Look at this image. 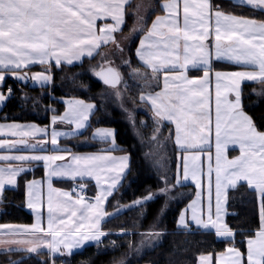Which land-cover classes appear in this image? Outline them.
<instances>
[{
  "label": "snow or ice",
  "instance_id": "obj_1",
  "mask_svg": "<svg viewBox=\"0 0 264 264\" xmlns=\"http://www.w3.org/2000/svg\"><path fill=\"white\" fill-rule=\"evenodd\" d=\"M128 3L129 0H0V107L15 95L13 86L7 84L9 77L21 83L32 80L41 87L51 88L54 86L53 66L74 65L82 62V58H94L97 54L101 55V61L91 68L94 76L106 85L117 86L123 81L120 67L106 59L107 53L101 54L100 48L112 44L115 51L123 53L127 47L131 53L135 34L142 32L135 46V56L151 71L142 73L133 68L131 75L143 79L149 89L163 75V88L142 91L139 95L152 110L156 125L152 139L159 142L164 123H174L175 143L182 152L176 170L159 177L163 187L135 197L127 205H121V209L148 204L190 179L195 181L196 198L180 209L177 225L192 230L194 222L197 227L214 229L218 237L231 241L225 251L218 253L219 264H264V131L257 127L243 103L244 83L257 80L264 83V16L257 15L264 13V0H233L232 11L225 10L223 0H165L164 14L156 15L150 26L146 18L138 14L144 7L138 4L137 19L145 22L138 28L134 25L131 37L121 38L118 33L126 26ZM237 5L239 12L235 10ZM244 8L254 11L245 15ZM98 18L112 22L98 23ZM122 39L128 41L127 45ZM213 49L216 57L235 62L238 68L214 72L215 162L209 152L205 209L201 199L204 170L201 153L195 149L209 146L212 130L209 85ZM36 63L44 65V69L25 71ZM130 64L131 56L121 60L122 67ZM190 70H202L203 74L190 76ZM123 82L126 85V81ZM229 93L234 94L233 98H228ZM48 95L59 99L51 91ZM116 95L120 96L121 92L118 90ZM22 99L39 103V98L27 94ZM62 102L66 105L62 113L49 106L54 113L50 125L9 120L8 114L0 117V134L13 137L0 139V146H6L0 149V203L5 199L7 188L19 186L28 170L37 166L45 170L40 180H23L27 206L35 212L34 222L0 224V252L27 254L9 258V264H22L41 251L49 252L55 264V257L70 255L86 241L100 243L102 238L113 234L102 227V222L119 212L109 213L105 206L131 171V154L114 155L121 146L117 143L118 130L112 127H97L93 131V139L98 138L107 145L102 151L76 153L60 145L61 136L77 135L90 125V117L98 107L94 101L79 97H65ZM129 119L135 125L134 113L130 110ZM58 121L74 128L59 129ZM38 136L43 139H36ZM229 144L239 145V155L229 157ZM54 178L71 181L72 189L55 187ZM92 178L98 190L94 196H89L88 185L80 181ZM245 184L258 196L260 224L254 230L248 229L254 234L244 238L247 247L242 251L236 247V235L243 230L232 228L225 216L229 192ZM169 199L176 198L169 195ZM167 206L166 200L160 209L161 215ZM165 231L153 226L142 232L144 239L140 246L152 244ZM119 234L128 235L129 230L121 228ZM212 256L211 252L201 253L200 264H212ZM42 264H48V260H43ZM114 264H124V261L115 260Z\"/></svg>",
  "mask_w": 264,
  "mask_h": 264
},
{
  "label": "trees",
  "instance_id": "obj_2",
  "mask_svg": "<svg viewBox=\"0 0 264 264\" xmlns=\"http://www.w3.org/2000/svg\"><path fill=\"white\" fill-rule=\"evenodd\" d=\"M216 2H220V0H216ZM223 5L227 11L234 10L233 3L228 0H223ZM235 10L239 12L240 6L237 5ZM253 11L251 8H244L243 14L249 15ZM127 13L126 26L123 28V32L130 30L133 21L132 15ZM257 15L264 16V13ZM135 44L132 45L131 53L127 49V59L131 56V64L128 67H122L121 72H131L133 68L140 69L142 73L148 72L135 60L133 53ZM98 60L99 54L95 55L94 58H84L82 62L74 65L53 66L54 86L51 88L31 86L29 83L23 84L7 79V84L12 85L15 89V95L0 110V117L8 114L9 120L35 121L40 125H47L50 115L54 114L49 110V106H54L60 113L64 110L63 102L60 99L79 97L85 101H94L98 107L90 117V125L76 138H88L90 131L97 126L112 127L117 129L119 133L117 136V143L121 146L119 151L131 154V171L127 172L123 186L109 198L106 206V211L109 213L119 212L118 215H113L103 221L102 224L105 230H110L113 234L102 238L100 243L87 245L69 256L55 257V264H114L115 260L121 259H123L124 264H197L198 256L201 253L216 254L224 250L231 241L218 238L213 231L177 228V214L181 206L186 203L187 197H184L183 202L171 204L163 215L157 211L162 207L161 196H157L153 201L139 207L121 209V205H127L135 197L146 194L148 191L155 192L157 188H160L161 181L156 168L149 165L148 157H152L151 153L148 151V153H143L146 142H149L148 138L143 140V131L146 133L148 129L145 125L142 126L140 128L142 137H137L128 121L123 117L118 105L116 107L113 102L104 101L103 94L110 87L102 84L91 71L92 66ZM213 66L217 69L236 68V66L225 62H215ZM43 67L45 66L33 68L44 69ZM190 73L196 75L200 71H191ZM259 85L258 83L243 84V103L245 111L253 117L257 127L264 131V93L257 94L253 91ZM157 87L158 85H155L152 89H157ZM145 88L146 86L142 81L129 77L123 90L130 103L140 106L142 103L139 100V94ZM50 91L59 99H51L48 95ZM24 94L32 98H39V103L33 104L31 99L23 100ZM136 118L138 122L144 120L147 123L146 126L152 127L150 123H153V119L150 111L148 113L137 110ZM170 131L172 136L171 126L165 122L161 127L160 134L163 137ZM62 142L69 144L70 140L65 139ZM105 145L104 142L94 141L91 148ZM171 148L173 151V144ZM143 154L147 163L144 162ZM145 164H147V168L144 167ZM42 174V169L37 168L32 173L23 174L19 186L7 188L5 199L0 203V224H27L32 222L31 210L25 205L23 180L40 177ZM227 209L226 221L232 228L243 230L236 235V247L245 251L246 240L244 238L254 233L248 229L254 230L260 224L259 202L256 193L251 191L247 185L231 190ZM153 226L166 229L161 235L160 242L152 243L147 248L143 247L142 254H137L138 245L144 239L141 233ZM121 228L129 230V234H119ZM112 241H115V244ZM143 246L145 245L143 244ZM24 255L27 254L20 252L0 253V264H9V258L17 259ZM51 259L47 253L40 252L23 260L22 264H42L43 260H48V264H51Z\"/></svg>",
  "mask_w": 264,
  "mask_h": 264
},
{
  "label": "crops",
  "instance_id": "obj_3",
  "mask_svg": "<svg viewBox=\"0 0 264 264\" xmlns=\"http://www.w3.org/2000/svg\"><path fill=\"white\" fill-rule=\"evenodd\" d=\"M228 1H230V2L233 3V0H228ZM164 2H165V0H145L144 3H143V0H129L128 6H127V12H129L132 15V17H133L132 25H131L129 31H127V32H123V31L122 32H119L118 33V36L121 37V38L126 37V36L127 37H131L133 35L132 29H133L134 25L137 26V28H138L141 24H144V22H145L144 20H138L137 19L138 10H137V7L136 6L138 4L144 5V7H143V10L144 11L141 14H140V11H139L138 14L141 17H145L146 18L147 25L150 26L152 19H154L156 15H162V14H164V10L162 8V5L164 4ZM153 8L155 9V11H152ZM104 22L111 23L112 21L111 20L105 21L103 18H98V23H104ZM145 30H147V29L145 28ZM140 35H143V33L142 32H138L137 34H135V42H136V44H138V42H139V36ZM121 42H123L125 44L128 43L127 40H123V39H122ZM136 44H135V46H136ZM135 46H134V52H133L134 53L135 60L138 62V64L142 68H144V70L150 72L151 69L150 68H146L145 65L136 58V56H135ZM126 51H127V49L125 50V53H126ZM117 52L118 51H115L114 50V46L112 44H108V45L103 46V47L100 48V53L101 54L107 53L106 59H108L109 61H112L111 59L114 57V55ZM123 54H124V52H123ZM85 58H87V57H85ZM83 59L84 58H82V60ZM99 61H101V55L100 54H99ZM215 62H225V63H229V64H232V65L236 66V68H234V69H217V68H214V66H213V74L211 76V83L209 85L210 92L212 94V98H211V113H212V115H211V122H212V130H211V132L209 134V141H208L209 146H205V147H201V148H196L195 149V151H198V152L201 153L200 163H201V166H202V168L204 170V177H205V179H204V189L202 191L201 199L204 201L205 209H206V205H207V165H208V153L209 152H211L213 154V156H212L213 163L215 162V90H216L215 89V84H216V81H215L214 72H215V70L232 71V70H236L238 68V65H236L235 62L229 61L226 58L216 57L215 56V51L213 49V61H212L213 65H214ZM75 63H80V62H75ZM65 64H67V63H65ZM35 66L36 67H39V66L42 67L44 65H40L39 63H36ZM35 66H33V67H35ZM33 67L26 68L25 71H28V72H37V71H42L43 70V69H35ZM190 72H191V70L189 71L188 74L190 76L193 75ZM202 74H203V72H202V70H200V73L199 74H196V75H202ZM8 79H11V80L16 81L18 83H21L20 81L15 80V79H13L11 77H9ZM24 83H29L31 86H40L39 84L37 85L36 83H34L32 80H28V81H26ZM247 83H258V84H260L258 87L255 88V90H256L255 92L257 94H263L264 93V92H262V93L260 92L261 90H264V83L260 82L259 80L255 81V82H247ZM155 85H158L157 89H149L148 88V89H145L144 91H149V90L157 91L160 88H163V75L162 74H161L159 80H156L154 82V86ZM233 96H234V94H232V93H229L228 94V98L229 99L233 98ZM60 100L62 102L63 99H60ZM140 101L142 103L141 104L142 107L143 106H146L148 108V110L152 113L151 108H149L148 105L144 101H142V100H140ZM63 105H64V108H65L66 105L64 103H63ZM2 107H0V110L2 109ZM52 115H50V117H49V123L47 125H50V118H51ZM21 122H33V121H21ZM35 123H37V122H35ZM166 123H169L170 126H171V129H172V136H171V138H172L174 155L176 157V160H175V163L174 164L176 165L177 159H178L179 155L181 154L182 150L175 143V124L174 123H170V122H166ZM37 124H39V123H37ZM56 127L59 128V129H65V128H74V125H70L68 123L59 122L58 121L56 123ZM97 127H108V126H97ZM97 127H94L90 131L88 138H78V139L76 138L77 136L81 135L86 130V128H85V129L80 130L77 135H72V136H67V137L61 136L59 138V143L62 146H68V147H70L71 150L73 152H76V153H93V152L102 151V150H104L107 147V145L101 146V147H97V148H91L93 146V144H94V141L103 142V141H101L98 138L97 139H93L92 134H93L94 129L97 128ZM49 135H50V129H49ZM12 138L13 137H11L10 135L0 134V139H12ZM29 139H31V138H29ZM36 139H43V136H38ZM65 139L70 140V143L69 144L63 143L62 141L65 140ZM108 143L110 144L111 141H109ZM228 148H229V150H228L229 157H233V156L239 155V145L238 144H229ZM0 149H6V146H0ZM49 150H51V146L50 145H49ZM108 150L109 151H112V149H108ZM184 151H190V149H185ZM124 153L125 152L119 151V149H116L114 151V155H117V156L122 155ZM13 163H15V162H13ZM129 164L131 165V159L129 161ZM37 168H41L42 169V172H43L42 176H40V177H32L29 180H31V179L40 180L41 178L44 177L45 170H44V168L42 166H37L34 169H30L26 173H32ZM174 170H175V168H174ZM213 180H214V171H213ZM80 182H85L88 185V192L90 194H92L93 196L95 195V193H96V191L98 189H97L96 182H95V179L94 178H92L91 180L80 181ZM171 182H174V181H171ZM53 184H54L55 187H58V188H61V189H65V190H69V186H70V184H72V182L69 181V180H66V179H62V178H54L53 179ZM64 184H68V185H64ZM13 187H16V186H9L8 188H13ZM157 189H159V188H157ZM46 192H47V185H46V181H45V185H44V195H45V207H44V211H45V222H46ZM196 192H197V189H196L195 181H191L189 179L182 186H178L171 193L176 198V199H173V201H175V202H183L184 199H185L184 197H187L186 198L187 200L185 201L186 203H184V205H182L181 208H180V209H182L186 204L189 203V201H191L194 198H196ZM188 196H190V197H188ZM257 198H258V196H257ZM107 202H106V206H107ZM258 202H259V199H258ZM171 204L172 203L170 201L169 206ZM25 205L27 206L26 188H25ZM163 205H164V202L162 200V206ZM106 206H105V210H106ZM160 209H161V207H160ZM160 209L157 210L159 213H160ZM180 209L178 211L177 217L179 216ZM259 209H260V203H259ZM30 210H31V213H32V218H33V220H32L31 223H33L34 220H35V212L32 209H30ZM205 215H206V212H205ZM225 219H226V216H225ZM259 219H260V213H259ZM31 223H27V224H31ZM102 224H103V222H102ZM176 226L179 229L187 230V229H183V228H181V227H179L177 225V219H176ZM193 228L194 229H199V230H207V231H213V232H215L214 229H203V228H199V227H197L195 225L194 222H193V225H192V229ZM215 234H216V232H215ZM218 238H220V237H218ZM220 239H223V238H220ZM160 240H161V236L158 239L154 240L152 243H154V244L155 243H158V242H160ZM95 243H97V242H95V241H86L84 245H81L79 248L74 249L73 250V253L76 252V251L81 250L82 248H84L87 245L95 244ZM147 245L148 246H151L152 244H147ZM246 247H247V244H246ZM144 248H147V246H145ZM225 249L222 250V251H225ZM222 251H220V252H222ZM41 252H45L49 256H51V254L49 252H47V251H41ZM220 252H218V253H220ZM0 253H3V252H0ZM218 253L213 254V256L211 257L212 264H219L220 257L218 256ZM59 256H69V254H62V255H59ZM226 256H227V253H226ZM144 264H147V263H144ZM197 264H200V256H198Z\"/></svg>",
  "mask_w": 264,
  "mask_h": 264
},
{
  "label": "rangeland",
  "instance_id": "obj_4",
  "mask_svg": "<svg viewBox=\"0 0 264 264\" xmlns=\"http://www.w3.org/2000/svg\"><path fill=\"white\" fill-rule=\"evenodd\" d=\"M144 1L145 0H143V3H144ZM139 11L141 14L144 10H143V8H141ZM123 44H125V43H123ZM125 45H127V43ZM126 49H127V47H125V50ZM122 59L127 60V51H126V53L124 51V54L117 52L114 55V57L111 59L112 60L111 62L114 64V66L120 67V69H121L122 68V66H121V60ZM99 63H100V61L98 60V62L95 65H98ZM121 73H122L123 81H128L129 77H133L135 80H140L144 84L143 79H141L140 77L132 76L131 72L122 71ZM123 81L117 87H112V88L110 87V88L106 89L105 93L103 94L104 97L103 96L102 97L104 98V101L113 102L116 107L118 105L119 109L122 112L123 117L128 121L130 127L132 128L133 132L136 134L137 137H142L141 136L142 133H141L140 128L145 125V127L148 129V132L145 133L143 131V140H146V138H148L149 142H146L143 153H145L147 151L151 153L152 157H148L149 162H150L149 165L154 166L156 168V170H157L156 172L159 173V176H163V175H165V173H168L170 175L172 172H174L176 170V165L174 164L176 157L174 155V151H172V148H171V146H172L171 135H170V133H167V135L162 137L160 134L159 142L152 139L155 124L150 123L152 125V127L146 126V124H147L146 122L144 124H141V122H138L137 118H136V111L137 110H143V111L148 112V113H149V110L146 106H143V107H142V105L136 106V105L130 103V101L128 100V96L125 94V92L123 90V87L125 85V83ZM145 89H148L147 86ZM118 90L121 92L120 96L116 95V92ZM260 92L262 93V92H264V90H261ZM129 110L132 113H134L135 125H133V122L129 119ZM143 158H144V162L147 163L145 160L144 154H143ZM157 161H159V163H157ZM144 167L147 168V164H145ZM174 168H175V170H174ZM160 184H161L160 188L164 186L162 182H160ZM169 195L172 197H175L172 195V193H170L168 195H164V194L158 195V196L162 197L164 204H165L166 200L168 201L167 207H169L170 201L172 204H175V201H173V199H169ZM136 243H137V241H136ZM144 245L147 247H150L146 243H144ZM138 246H140V245H138ZM142 252H143V245L140 246L139 250H137V254L138 253L142 254ZM51 264H52V259H51Z\"/></svg>",
  "mask_w": 264,
  "mask_h": 264
},
{
  "label": "water",
  "instance_id": "obj_5",
  "mask_svg": "<svg viewBox=\"0 0 264 264\" xmlns=\"http://www.w3.org/2000/svg\"><path fill=\"white\" fill-rule=\"evenodd\" d=\"M98 80L102 83V84H104L105 86H108V87H112V86H110V85H106L102 80H100L99 78H98ZM119 85V84H118ZM117 85V86H118ZM117 86H115V87H117Z\"/></svg>",
  "mask_w": 264,
  "mask_h": 264
},
{
  "label": "built area",
  "instance_id": "obj_6",
  "mask_svg": "<svg viewBox=\"0 0 264 264\" xmlns=\"http://www.w3.org/2000/svg\"><path fill=\"white\" fill-rule=\"evenodd\" d=\"M72 187H73V184L70 186V188H69V189H72ZM88 195H89V196H92V195H91V194H89V193H88Z\"/></svg>",
  "mask_w": 264,
  "mask_h": 264
}]
</instances>
